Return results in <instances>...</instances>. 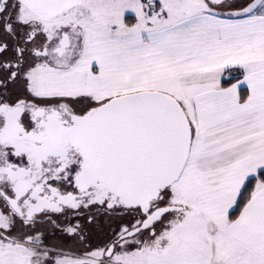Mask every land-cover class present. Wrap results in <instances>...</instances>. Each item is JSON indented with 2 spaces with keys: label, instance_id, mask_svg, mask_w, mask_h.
Here are the masks:
<instances>
[{
  "label": "snow or ice",
  "instance_id": "1",
  "mask_svg": "<svg viewBox=\"0 0 264 264\" xmlns=\"http://www.w3.org/2000/svg\"><path fill=\"white\" fill-rule=\"evenodd\" d=\"M0 264H264V0H0Z\"/></svg>",
  "mask_w": 264,
  "mask_h": 264
}]
</instances>
